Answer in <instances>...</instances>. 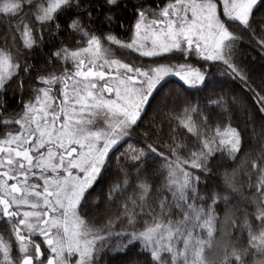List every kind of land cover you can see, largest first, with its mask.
<instances>
[{"label": "snow or ice", "instance_id": "snow-or-ice-1", "mask_svg": "<svg viewBox=\"0 0 264 264\" xmlns=\"http://www.w3.org/2000/svg\"><path fill=\"white\" fill-rule=\"evenodd\" d=\"M0 264H264V0H0Z\"/></svg>", "mask_w": 264, "mask_h": 264}, {"label": "trees", "instance_id": "trees-1", "mask_svg": "<svg viewBox=\"0 0 264 264\" xmlns=\"http://www.w3.org/2000/svg\"><path fill=\"white\" fill-rule=\"evenodd\" d=\"M132 2H134V0H130V4ZM128 15L131 16L130 9L128 11ZM245 53H246V55H248L249 59H251L252 57H257L258 58V56H259V54L257 52H255L254 50L252 51L251 49H246ZM255 63H256V70L259 71V69H260L259 60L257 59V61ZM177 83H178V81L176 79H169L166 82H164L163 87H170V86L176 85ZM226 83L231 84V85H233L236 88H239V85L235 81H231V80H227L226 79ZM186 91H187V94L190 95L191 97H193L194 100L199 95V93L195 89H188ZM8 99L12 103L13 107H15L19 103V98L18 97L13 99L11 97V95H9ZM153 103H155V101H153Z\"/></svg>", "mask_w": 264, "mask_h": 264}, {"label": "rangeland", "instance_id": "rangeland-1", "mask_svg": "<svg viewBox=\"0 0 264 264\" xmlns=\"http://www.w3.org/2000/svg\"><path fill=\"white\" fill-rule=\"evenodd\" d=\"M170 79H176V78H175V77H172V78H170ZM166 81H167V80H166ZM166 81H165V82H166Z\"/></svg>", "mask_w": 264, "mask_h": 264}]
</instances>
